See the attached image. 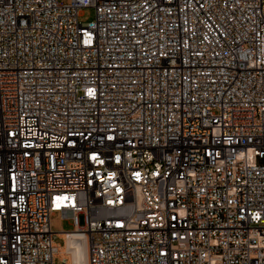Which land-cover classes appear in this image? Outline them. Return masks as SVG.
Returning a JSON list of instances; mask_svg holds the SVG:
<instances>
[{"label":"built area","instance_id":"1","mask_svg":"<svg viewBox=\"0 0 264 264\" xmlns=\"http://www.w3.org/2000/svg\"><path fill=\"white\" fill-rule=\"evenodd\" d=\"M65 234L264 264V0H0V264H74Z\"/></svg>","mask_w":264,"mask_h":264},{"label":"rangeland","instance_id":"2","mask_svg":"<svg viewBox=\"0 0 264 264\" xmlns=\"http://www.w3.org/2000/svg\"><path fill=\"white\" fill-rule=\"evenodd\" d=\"M61 1V0H60ZM64 3H69L70 0H62ZM94 10L92 8L82 9L79 21L82 23L93 20ZM50 226L52 231H71L73 229L72 222L68 219L62 218L59 212H55L50 218ZM54 242L61 245L63 243L61 238L55 237ZM54 264H63L59 258L54 260Z\"/></svg>","mask_w":264,"mask_h":264},{"label":"bare ground","instance_id":"3","mask_svg":"<svg viewBox=\"0 0 264 264\" xmlns=\"http://www.w3.org/2000/svg\"><path fill=\"white\" fill-rule=\"evenodd\" d=\"M64 245L58 248L59 254L74 264H86V248L73 234H65Z\"/></svg>","mask_w":264,"mask_h":264}]
</instances>
